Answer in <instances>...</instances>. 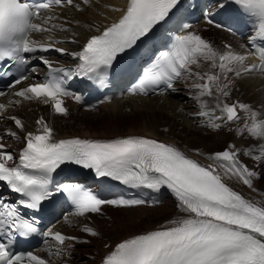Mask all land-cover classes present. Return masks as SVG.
I'll return each mask as SVG.
<instances>
[{
	"label": "snow or ice",
	"instance_id": "snow-or-ice-1",
	"mask_svg": "<svg viewBox=\"0 0 264 264\" xmlns=\"http://www.w3.org/2000/svg\"><path fill=\"white\" fill-rule=\"evenodd\" d=\"M82 3L89 5L90 0ZM231 3L259 18L248 43L240 46L245 51H236L231 45H225L226 51L217 50L193 31L176 34L169 50L158 49L153 54L154 62L132 84L130 93L148 96L175 92L177 82L191 81L190 91H194L190 99L200 101L202 110L198 116L209 121L207 127L219 130L243 121L241 135L264 140V119H260L264 112L239 100L227 102L236 79L264 74V63L248 62L254 55L264 61V0H231ZM65 5L82 10L74 0H0V79L9 78L8 88L0 89V97L38 73V65L31 63L36 60L46 66V78L16 90L13 95L23 101L50 105L52 112L67 117L66 98L83 102L81 94L68 90L70 81L83 77L98 87H107L117 76L134 78L137 74L133 65L122 66L124 54L132 56L139 52L183 7L181 0H130L117 22L103 30L97 28V34L86 38L78 51L59 47L63 42L51 38L47 42L33 40V33L51 32L57 27L50 23L58 19L52 13ZM229 7V0H216V8L222 14L228 13ZM203 15L209 25L215 24L212 12ZM37 20L40 22H34ZM178 27L187 30L192 25L178 22ZM38 51L67 54L76 61L75 66H58L48 56H35ZM149 52L145 49L146 55ZM201 59L211 62V67L219 72H193L192 66ZM204 97L211 98L212 103ZM21 100L9 101L8 105L0 103V121L11 120L19 130L9 128L0 134V184L19 197L12 200L0 193V264H54L33 251H13L18 240L36 234L46 238V245L48 240L54 242L45 251L65 260L70 258L74 243L89 242L60 231L42 232L41 218L30 215L41 211L45 201L55 204L61 193L72 203L74 214L86 218L89 214L103 215L105 206L121 208L160 202L142 198L105 199L79 183L54 184L53 174L65 164L92 170L97 178H109L131 189L170 194L178 211L184 213L155 230L118 242L101 264H264V192L259 193V199L246 197L230 184L236 181L253 192L258 191L255 181L264 178V149L261 154L250 150L241 153L230 143L225 150L214 153L195 150L209 161L204 164L174 145L142 136L111 141L56 140L54 128L43 116L36 120L35 132L25 133L22 119L5 115L10 106H18ZM6 137L22 141L24 146L18 152L8 151ZM241 155L248 156L252 164L244 163ZM80 230L90 237H101L88 224Z\"/></svg>",
	"mask_w": 264,
	"mask_h": 264
},
{
	"label": "bare ground",
	"instance_id": "bare-ground-1",
	"mask_svg": "<svg viewBox=\"0 0 264 264\" xmlns=\"http://www.w3.org/2000/svg\"><path fill=\"white\" fill-rule=\"evenodd\" d=\"M74 2L80 3L82 10L68 5L54 9L52 14L58 19L50 23L57 25V27L51 32L34 34L31 38L39 42H47L51 38L63 42L60 46L57 45L59 47H64L69 51L81 50L86 38L97 34V28L103 30L111 23L118 21L123 9L130 0H90L89 5H84L82 0H74ZM35 22L39 23L40 21ZM64 29H68V31ZM188 31L201 35L202 38L211 42L217 50L226 51L225 45H231L234 50L243 52L245 49L240 46L247 44L249 41V39L234 38L224 31L202 23ZM73 33H75V36H73ZM72 39H76L78 42H67ZM49 58L57 62L58 66L75 65L76 63L67 54H57ZM251 60L252 56L248 62L251 63ZM200 61L197 64L198 66H192L191 70L193 72L200 74L219 72L218 68L213 69L211 67V62L203 61V59ZM34 77L33 75L30 81L18 85L16 89H13L6 97L1 99L0 103L8 105L9 101L21 100V98L15 97L13 93L33 83ZM255 78L258 79V84L249 81ZM175 87V92L170 91L165 96L152 99L126 98L88 113L80 112L75 105L68 103L69 115L67 117L54 114L50 105L21 100L18 106H10L5 115H14L22 119L25 123V133L35 132L38 127L36 120L43 116L54 128L56 140L82 138L111 141L127 136L152 138L174 145L204 164L209 163V161L205 160L203 156L197 155L195 150L205 154L214 153L225 150L227 145L231 143L236 146L239 152L244 153L257 141L258 145L252 153L261 154V149H264V140L251 137L249 134L241 135L239 129L243 121L240 124L227 125L219 130L207 127L209 121L198 116L199 111L202 110L200 101L194 98L190 99V95L194 91H190L191 81L177 82ZM230 98L232 100H229ZM230 98L227 101L229 103L239 100L240 102L249 103L254 108L264 112V74L236 79ZM202 99L208 101L209 104L212 103L211 98L204 97ZM184 100L187 102L184 103ZM260 106H262L261 109H259ZM242 115L246 114L242 113ZM260 119H264V115ZM9 128L19 131L15 129L13 121L8 119L0 121V134ZM233 128L234 130H232ZM6 140L10 145V151L18 152L23 146L22 141H15L10 137H6ZM241 160L246 164H252L248 156L241 155ZM230 184L246 197L259 199V193L264 192V178L255 181L257 192H253L247 186L236 181H231ZM168 201L155 208L122 209L105 206L103 215L89 214L87 218L71 214L70 217H67V220L64 218L59 220L55 225L56 229L64 234L74 235L89 242L74 243L71 256L66 260L50 255L45 249H40L37 253L45 259L52 260L54 264H99L100 260L111 250H114L115 245L123 239L155 230L162 224L184 215V213L178 211L175 200L170 199ZM84 224L98 230L101 237L93 238L83 233L80 229ZM106 244L109 247H106ZM46 247H51V245Z\"/></svg>",
	"mask_w": 264,
	"mask_h": 264
},
{
	"label": "rangeland",
	"instance_id": "rangeland-1",
	"mask_svg": "<svg viewBox=\"0 0 264 264\" xmlns=\"http://www.w3.org/2000/svg\"><path fill=\"white\" fill-rule=\"evenodd\" d=\"M200 62H201V61H199V63H200ZM197 66H198V65H197ZM193 67H196V65H193ZM249 81L252 82V83L254 82V84H258V79H257V78L252 79V80H249ZM180 83H181V82H180ZM181 86H182V85H181ZM179 87H180V86H179ZM186 91H187V90H186ZM229 100H232V98H230ZM185 101H186V100H184L183 102L186 103L187 101H186V102H185ZM230 102H231V101H230ZM261 108H262V106H260L259 109H261ZM232 130H234V128H233ZM251 145H252V144H251ZM257 145H258V144H257V141H255V143H253V145H252L253 147L251 146L250 148L247 149V151H249V150H250V151H253L254 148H256ZM251 148H253V149H251ZM168 202H171V201H168Z\"/></svg>",
	"mask_w": 264,
	"mask_h": 264
}]
</instances>
